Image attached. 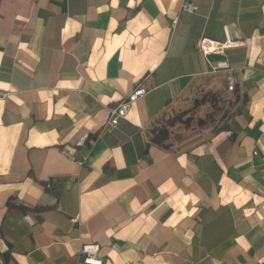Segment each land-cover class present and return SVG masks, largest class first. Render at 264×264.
<instances>
[{
	"label": "crops",
	"instance_id": "1",
	"mask_svg": "<svg viewBox=\"0 0 264 264\" xmlns=\"http://www.w3.org/2000/svg\"><path fill=\"white\" fill-rule=\"evenodd\" d=\"M189 1L0 0V264H84L83 242L102 264H264V0ZM203 33L245 42L206 59ZM209 62L237 69L232 111L151 142L166 111L225 93Z\"/></svg>",
	"mask_w": 264,
	"mask_h": 264
},
{
	"label": "built area",
	"instance_id": "2",
	"mask_svg": "<svg viewBox=\"0 0 264 264\" xmlns=\"http://www.w3.org/2000/svg\"><path fill=\"white\" fill-rule=\"evenodd\" d=\"M198 6L196 3L189 0H182L180 4V11L194 13ZM244 40L239 36H216L208 33H203L195 41L196 49L208 59L211 55H220L226 49L238 47L244 44ZM211 69L208 71L210 75H222L225 79L224 91L226 94H231L238 81L237 69L228 66L226 63L213 64L209 62ZM147 92L143 81H139L132 91L118 102L115 106L110 107L109 118L106 122V128L115 127L119 120L126 116L128 108L132 102L144 96ZM6 94L0 93V98L5 97ZM214 129V127H210ZM73 158V157H72ZM80 163V162H79ZM81 164V163H80ZM49 186V185H48ZM100 245L97 242H83L79 247V255L84 264H102V258L99 255Z\"/></svg>",
	"mask_w": 264,
	"mask_h": 264
},
{
	"label": "trees",
	"instance_id": "3",
	"mask_svg": "<svg viewBox=\"0 0 264 264\" xmlns=\"http://www.w3.org/2000/svg\"><path fill=\"white\" fill-rule=\"evenodd\" d=\"M203 105L210 106V110L207 111L203 117L196 120V125L199 127L214 123L217 115L221 112V119L227 117L230 113L228 109H224V102L220 91L213 89L204 91L201 96L194 99L193 105L189 109H184L167 117L164 113L152 121L147 129L151 142L165 149L175 150L173 146L174 143L171 139L172 128L177 122L188 126L192 120V115L190 113ZM215 128L217 127L215 126L214 129ZM54 191L58 193L57 188H55ZM22 207V209L29 208L26 206Z\"/></svg>",
	"mask_w": 264,
	"mask_h": 264
},
{
	"label": "rangeland",
	"instance_id": "4",
	"mask_svg": "<svg viewBox=\"0 0 264 264\" xmlns=\"http://www.w3.org/2000/svg\"><path fill=\"white\" fill-rule=\"evenodd\" d=\"M205 91V90H204ZM203 91V92H204ZM202 92V93H203ZM201 93V94H202ZM201 94L200 95H198L197 97H199V96H201ZM222 100H223V102H224V109H228L230 112L232 111V109L234 108V106H235V101H234V97H233V95L232 94H226V93H223L222 94ZM190 104V103H189ZM193 105V104H192ZM191 105V106H192ZM190 106V107H191ZM189 107V108H190ZM189 108H187V109H189ZM184 110V109H183ZM210 110V106H208V105H203V106H201V107H199V108H197V109H195L193 112H191L190 114L192 115V120L190 121V124L187 126V125H184L183 123H176L175 124V126L172 128V135H171V139H172V141H173V143L175 144V147L178 145V144H180L181 142H180V140L182 139V138H186V137H191V136H193V137H197L198 136V134L200 133V132H202V130L204 129V128H206V127H218V126H220V124H221V122H222V120L223 119H221L220 117H221V113L219 114V115H217V117H216V120H215V122L214 123H212V124H208V125H205V126H203V127H199V126H197L196 125V120L198 119V118H201V117H203L204 115H205V113L207 112V111H209ZM179 111H182V110H179L178 108L177 109H171V110H168V111H166L165 112V116L167 117V116H172V115H174L175 113H178Z\"/></svg>",
	"mask_w": 264,
	"mask_h": 264
}]
</instances>
